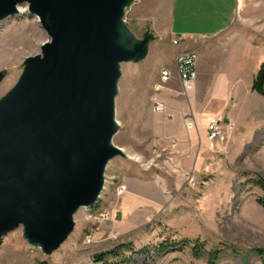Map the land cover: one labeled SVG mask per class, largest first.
I'll use <instances>...</instances> for the list:
<instances>
[{"label": "rangeland", "instance_id": "1", "mask_svg": "<svg viewBox=\"0 0 264 264\" xmlns=\"http://www.w3.org/2000/svg\"><path fill=\"white\" fill-rule=\"evenodd\" d=\"M169 8L170 0H134L124 9L125 43L145 41L147 50L120 65L113 143L125 155L107 164L97 203L74 213V229L50 254L28 243L23 226L10 231L0 242V264H105L95 256L121 244L126 247L110 264H202L217 248L218 264H262L255 248L264 247V208L257 202L264 193L248 180L264 177V121L237 126L223 114L233 126L211 145L210 115L196 108L236 106L237 114L264 119V97L251 87L264 58V0H240L226 32L182 46L169 34ZM49 40L27 2L0 19V102L20 82L27 59L42 54ZM187 48L199 49L195 87L185 91L174 78L161 84V71L176 74L174 55ZM156 101L165 102V111L155 110ZM163 126H172L169 137ZM128 182L135 185L129 197ZM121 184L127 185L122 195ZM161 242L169 248L158 253ZM198 242L205 251L194 256ZM141 248L147 253L137 252Z\"/></svg>", "mask_w": 264, "mask_h": 264}, {"label": "water", "instance_id": "2", "mask_svg": "<svg viewBox=\"0 0 264 264\" xmlns=\"http://www.w3.org/2000/svg\"><path fill=\"white\" fill-rule=\"evenodd\" d=\"M25 2L50 40L0 102V242L23 226L50 254L74 213L97 203L109 161L125 155L113 143L120 65L143 57L147 42L118 43L125 0H0V19Z\"/></svg>", "mask_w": 264, "mask_h": 264}, {"label": "crops", "instance_id": "3", "mask_svg": "<svg viewBox=\"0 0 264 264\" xmlns=\"http://www.w3.org/2000/svg\"><path fill=\"white\" fill-rule=\"evenodd\" d=\"M237 9L238 0H170V8L168 14L169 34L174 38H181V46L183 44L186 45L190 43L193 39L217 37L226 32L232 25L236 16ZM183 50L185 49L177 51L174 55L173 65L176 74L173 75L172 72L170 82L173 80V78L180 80L176 67L175 57L179 52ZM263 61L264 58L260 60L259 65ZM257 71L253 74L252 83L257 75ZM191 95L192 99L196 100V98H198L197 89L193 90ZM235 108L236 106L227 108L226 106L221 105L215 108L212 107L210 109H207V107H197L196 109L199 114H207L210 115V117L219 113L225 114L229 116L237 126H252V122L256 124L257 122L264 121V119H260L258 115H253L252 112L242 115L237 114V112H235L234 110ZM182 127L183 126H181V128ZM171 128L172 126H163V134H170ZM172 136L176 135L172 134ZM165 137H169V135ZM176 137L177 139H175L174 137L173 138L178 143L181 138L179 137V135ZM199 159L200 157H198L196 160L199 161ZM128 185L129 197L131 196V187L135 188V185L131 184V182H128Z\"/></svg>", "mask_w": 264, "mask_h": 264}, {"label": "built area", "instance_id": "4", "mask_svg": "<svg viewBox=\"0 0 264 264\" xmlns=\"http://www.w3.org/2000/svg\"><path fill=\"white\" fill-rule=\"evenodd\" d=\"M240 0H238L239 2ZM181 38L176 37L173 39L174 44H180ZM199 54L198 48H188L176 55V67L178 71V76L182 82L185 91L193 89L196 85L197 72H196V62ZM172 77L171 69L165 68L161 71L160 81L161 84H167ZM166 104L164 101L155 102L156 111H165ZM225 126H233L232 124H227L226 118L223 114H215L210 117L207 126V138L210 144H214L215 141H224L226 139ZM174 142V141H173ZM175 143V142H174ZM127 190L126 184H121L117 188L118 194L122 195ZM103 217L106 216L105 212H102ZM92 235L87 237V242H93L94 238ZM47 264V263H39Z\"/></svg>", "mask_w": 264, "mask_h": 264}, {"label": "trees", "instance_id": "5", "mask_svg": "<svg viewBox=\"0 0 264 264\" xmlns=\"http://www.w3.org/2000/svg\"><path fill=\"white\" fill-rule=\"evenodd\" d=\"M252 89L253 91L259 93L260 95L264 97V61L261 63L260 68L257 72V75L253 80ZM248 181L253 183L255 186L259 187L264 193V177L263 176L256 175L255 177L249 178ZM257 202L264 208V194L257 198ZM187 241H190V240L187 239ZM171 245L174 248L177 247V244L175 242L171 243ZM202 245L203 244H201L200 242L193 245L192 249H193L194 256H200L205 251ZM123 247H126V244L118 245L116 248L106 253L97 254L95 256V261L102 262L105 264H108V263L110 264L109 260L111 258L119 256L121 254L120 250ZM168 248L169 246L167 242H161L160 244L155 246V249L158 253L164 252ZM127 249H133V247L129 246ZM147 250H148L147 248H141L137 250V252L146 254ZM255 251L258 253L260 257L264 256V247H256ZM220 253L221 252L218 248L211 250L208 253L207 261L202 264H218ZM43 263H46V262H43ZM262 264H264V260L262 261Z\"/></svg>", "mask_w": 264, "mask_h": 264}, {"label": "bare ground", "instance_id": "6", "mask_svg": "<svg viewBox=\"0 0 264 264\" xmlns=\"http://www.w3.org/2000/svg\"><path fill=\"white\" fill-rule=\"evenodd\" d=\"M132 1L134 0H125V5L127 6V4H130ZM124 27V26H123ZM124 32V31H123ZM123 32H121L120 34V37H119V40H118V43L121 44L123 47L125 48H129V49H132V50H135L137 48V46L141 43V42H137L136 44L132 45V46H128L126 43H125V35L123 34ZM120 148V147H119ZM121 151H123L122 148H120ZM124 152V151H123Z\"/></svg>", "mask_w": 264, "mask_h": 264}]
</instances>
